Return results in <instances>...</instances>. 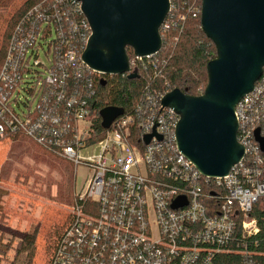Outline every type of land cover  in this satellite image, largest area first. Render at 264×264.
I'll return each mask as SVG.
<instances>
[{
    "label": "built area",
    "instance_id": "1",
    "mask_svg": "<svg viewBox=\"0 0 264 264\" xmlns=\"http://www.w3.org/2000/svg\"><path fill=\"white\" fill-rule=\"evenodd\" d=\"M168 1L160 33L173 31L176 45L186 20L201 16L203 0ZM91 35L80 2L40 0L13 30L0 70V138L23 136L74 165L75 175L80 166L91 172L73 194L49 264H216L224 254L260 264L264 241L252 213L264 198L256 139V132L264 138V70L235 109L244 157L227 176L210 178L178 149L180 117L163 105L172 89L160 85L162 49L130 58L129 74L146 71L151 82L133 111L98 136L92 104L105 75L83 61ZM22 92L34 95L35 106L20 114L14 106ZM178 199L186 205L174 208Z\"/></svg>",
    "mask_w": 264,
    "mask_h": 264
},
{
    "label": "water",
    "instance_id": "2",
    "mask_svg": "<svg viewBox=\"0 0 264 264\" xmlns=\"http://www.w3.org/2000/svg\"><path fill=\"white\" fill-rule=\"evenodd\" d=\"M77 1L92 30L84 63L106 76L140 78L136 71L129 74L128 49L140 58L162 49L160 29L169 1ZM201 31L216 49V57L207 65L206 89L197 97L174 89L163 105L180 117L176 128L179 151L204 176L223 178L244 157V147L237 140L235 109L254 90L264 70V0H203ZM122 114V109H104L102 127L109 129ZM256 139L264 152L259 132ZM184 205L178 199L173 207Z\"/></svg>",
    "mask_w": 264,
    "mask_h": 264
},
{
    "label": "rangeland",
    "instance_id": "3",
    "mask_svg": "<svg viewBox=\"0 0 264 264\" xmlns=\"http://www.w3.org/2000/svg\"><path fill=\"white\" fill-rule=\"evenodd\" d=\"M1 1L5 4L0 2V49L10 19L28 0ZM39 58L47 63L43 51ZM18 97V113L35 106L32 93ZM90 177L87 167H78L75 175L74 165L23 136L0 138V264H28L27 254L34 256L31 264H45L68 220L74 192L82 191ZM27 235L35 236L33 248L19 254Z\"/></svg>",
    "mask_w": 264,
    "mask_h": 264
},
{
    "label": "trees",
    "instance_id": "4",
    "mask_svg": "<svg viewBox=\"0 0 264 264\" xmlns=\"http://www.w3.org/2000/svg\"><path fill=\"white\" fill-rule=\"evenodd\" d=\"M0 2L4 3L1 0ZM39 2L40 0L26 1V3L10 19L4 33L3 45L0 49V70L6 57L13 30L23 16H25L26 13ZM4 6L6 7V5ZM174 35L176 34H174L173 31L168 34V36L161 34L163 45L159 54V59L162 62L160 68L163 72V77L160 79V85L167 83L172 90L179 89L186 95L193 97L200 96L207 87V65L216 57L215 46L201 31V16L189 17L186 20L183 31L176 45L172 44ZM128 55L130 58H133L134 55L132 49H128ZM139 76L140 78L138 79H128L127 76L105 75L102 80H99L96 83V96L92 105L93 115L95 117L93 126L97 130L98 136H100L101 132L104 130L101 117V113L104 109H122V115H126L131 113L140 101L145 86L151 82V75L146 71H140ZM102 81L106 82L105 85H102ZM252 216L257 220L260 228V234L257 238L264 241V198L257 202ZM68 222L69 217L65 226L55 238L45 264H49L57 243L66 229ZM34 243L35 236L27 235L22 239L18 253L20 254V252L30 251V249L33 248ZM260 249L264 250V247L260 245ZM33 257L32 254H27L28 264L32 263ZM256 259L258 263L264 264V257H256ZM14 263L15 261L13 264ZM241 263L242 258L239 255L232 254L220 255L216 260V264Z\"/></svg>",
    "mask_w": 264,
    "mask_h": 264
}]
</instances>
